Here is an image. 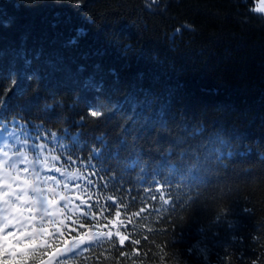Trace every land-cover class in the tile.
<instances>
[{"label":"trees","instance_id":"16d2710c","mask_svg":"<svg viewBox=\"0 0 264 264\" xmlns=\"http://www.w3.org/2000/svg\"><path fill=\"white\" fill-rule=\"evenodd\" d=\"M259 1L0 0V125L85 178L70 229L125 236L61 264H264Z\"/></svg>","mask_w":264,"mask_h":264},{"label":"rangeland","instance_id":"374dc122","mask_svg":"<svg viewBox=\"0 0 264 264\" xmlns=\"http://www.w3.org/2000/svg\"><path fill=\"white\" fill-rule=\"evenodd\" d=\"M262 4H264V0L259 1V4L257 5L256 9L261 7ZM259 13L264 15V12H259ZM6 144H11L12 147L15 148V153L9 154L4 148ZM29 148H32V150L34 149L37 150L38 147H35L33 143L24 140V137H22V135H20L19 132L14 130L0 132V224H3L4 222L3 208L5 207V205L3 204V200L8 199V197L3 196V193L8 191L9 182H10L9 185L15 186L14 188H12V190L14 193L17 194H22L19 193V190L24 187L25 181L29 182V184H31V187L27 188L28 195L30 194L31 191L34 190L35 187H40L41 189H44V186L47 183V181L40 176V165L38 164L37 159L32 156L23 158V154L25 155L26 152H28ZM6 154L11 157V160L8 157H6ZM25 163L26 165L28 164V170H27L29 172L28 176H26L23 172L19 171L21 170L20 168L25 166ZM4 165L6 168L13 167L14 165L15 166L10 170H6L2 175L1 170L4 169ZM16 166L18 170L16 169ZM69 177L71 176L65 175L63 173L58 175L59 179L57 178V176L55 177L61 181L59 182L53 181L52 184L58 183L61 187L64 188H61L59 186L58 189V185L53 186L54 193L56 192L55 188H57L58 191H64V192L76 190V188L75 189L72 188L75 187L76 184L74 183V181H71ZM67 184H71L68 187L69 189L66 187ZM48 195L50 196L51 194L48 193ZM44 196H45L44 194L41 195V193H39V194L30 195L28 196V198L29 200L38 199L40 201H43ZM73 196H74L73 194H70V198L66 200H62L61 203H60L61 199L60 200L57 199L58 203L54 207L50 208L51 211L56 212V215H52V216H49L45 211L46 208H49L47 204L36 205V208L38 210L33 213V215L36 216V220L33 223V227L39 228L41 225H43L47 229V232L40 240H38L37 244L34 245V247H38L42 245L44 246L48 240L52 239L53 235L58 234L60 232V230L56 228V226L59 225L60 220L65 219L70 215L79 213L80 204L79 202L76 203L71 201V200H76ZM10 202H14L16 204L20 203L19 201H16L15 195L11 197ZM92 235L93 234H91V236ZM95 236L96 237H93L88 240L82 239L81 241L78 240L69 244V246L66 249L58 250L56 256L55 257L53 256L54 258L53 257L50 258V262H46L43 264H53L51 262L55 260L57 257L62 258L63 256H66L68 254L75 253L76 251H78V249L80 250L82 246L87 245L90 242L101 239L103 237V235H95ZM86 242L88 243L86 244Z\"/></svg>","mask_w":264,"mask_h":264},{"label":"snow or ice","instance_id":"6c2138e0","mask_svg":"<svg viewBox=\"0 0 264 264\" xmlns=\"http://www.w3.org/2000/svg\"><path fill=\"white\" fill-rule=\"evenodd\" d=\"M160 0H151L149 6L151 7L159 3ZM257 12H264V4L261 7L256 9ZM89 115L96 117L102 115V113H97L91 111ZM223 143V141H221ZM31 187L29 182H24V187L19 190V193H14L11 185H8V191L3 193L4 197L8 199L3 200L5 207L3 208V224H0V264H29V259L38 258V249L34 247L47 232V229L41 225L39 228L33 227V223L36 220V216L33 215L37 204H47L49 208H46L45 211L49 216L56 215V212L51 211L50 208L54 207L58 201L55 198L54 189H47L49 195L44 196L43 201L38 199L28 198L27 188ZM34 191L41 193L45 191L40 187H35ZM15 195L16 201H19V204L10 202L11 197ZM59 199L66 200L69 197L65 195H60ZM86 203V201H83ZM82 215H87L82 213ZM117 220H119L120 213H116ZM93 218L95 215L93 214ZM62 223V222H61ZM84 227L83 224L80 225ZM119 236V242L121 245L125 242V236L121 235L119 232L116 233ZM62 235V234H61ZM98 235L111 236V232H100ZM79 243V242H77Z\"/></svg>","mask_w":264,"mask_h":264}]
</instances>
